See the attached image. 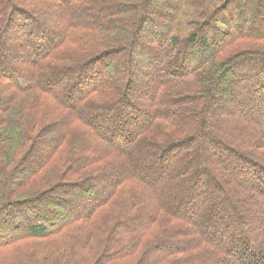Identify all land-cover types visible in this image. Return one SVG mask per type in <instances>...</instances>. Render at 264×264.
Segmentation results:
<instances>
[{
  "label": "trees",
  "instance_id": "obj_1",
  "mask_svg": "<svg viewBox=\"0 0 264 264\" xmlns=\"http://www.w3.org/2000/svg\"><path fill=\"white\" fill-rule=\"evenodd\" d=\"M151 2L0 0V264H264V14Z\"/></svg>",
  "mask_w": 264,
  "mask_h": 264
},
{
  "label": "rangeland",
  "instance_id": "obj_2",
  "mask_svg": "<svg viewBox=\"0 0 264 264\" xmlns=\"http://www.w3.org/2000/svg\"><path fill=\"white\" fill-rule=\"evenodd\" d=\"M195 1V0H194ZM204 1V0H203ZM264 0H253V5L258 8V13L259 14H264V3H261ZM175 0H173L172 2L169 0H152L151 4L149 5V9H150V15L148 14V16L144 17V22L145 25H148L149 23V19L151 17H153V21L155 22V24L153 25V29L151 32H149L147 34V38H144L141 41V45H148L150 48H147V50H150L149 52L153 51V50H158V48H156V45L154 44V39H155V34L158 33V31H162L167 23V15L168 13L171 11V9L169 8L170 5L174 4ZM205 3V2H204ZM167 5V6H166ZM157 9H161L158 12V15L156 16V18H154V13L155 11H157ZM258 43L262 44L261 41H257ZM143 51V53H138L137 55L135 54V57L133 58V63H132V68L133 66L135 67H139L143 70V72L141 71L138 75L137 78H135V82H134V87L137 86L136 81L140 80L141 81V85L140 87H143V84L146 83L147 81H149L151 78H154L155 75H161V71H159V69L157 67H154L153 65L155 63H153V61H151L150 59H148V57L146 56L147 53H149L148 51ZM147 52V53H146ZM17 55V54H16ZM18 59V58H17ZM259 60V59H257ZM256 60V61H257ZM157 70L156 72H154V70ZM150 71V72H149ZM247 73L245 71V69L242 72H239L238 74H245ZM227 85H229V82H227ZM141 101H134V103H140ZM137 105H144V103H140ZM89 199V197H88ZM12 256V255H11ZM9 256V257H11Z\"/></svg>",
  "mask_w": 264,
  "mask_h": 264
}]
</instances>
